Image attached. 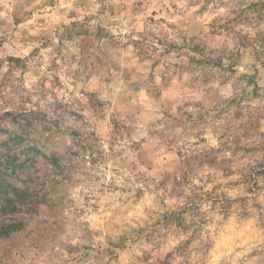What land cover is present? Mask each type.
<instances>
[{"label":"clouds","instance_id":"clouds-1","mask_svg":"<svg viewBox=\"0 0 264 264\" xmlns=\"http://www.w3.org/2000/svg\"><path fill=\"white\" fill-rule=\"evenodd\" d=\"M0 264H264V0H0Z\"/></svg>","mask_w":264,"mask_h":264}]
</instances>
